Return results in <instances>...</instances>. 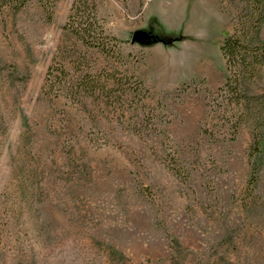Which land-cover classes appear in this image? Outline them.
Listing matches in <instances>:
<instances>
[{
	"label": "rangeland",
	"instance_id": "rangeland-1",
	"mask_svg": "<svg viewBox=\"0 0 264 264\" xmlns=\"http://www.w3.org/2000/svg\"><path fill=\"white\" fill-rule=\"evenodd\" d=\"M248 1L99 0L115 54L65 76L74 0L0 8V264H264V156L251 200L252 129L217 93Z\"/></svg>",
	"mask_w": 264,
	"mask_h": 264
},
{
	"label": "trees",
	"instance_id": "trees-1",
	"mask_svg": "<svg viewBox=\"0 0 264 264\" xmlns=\"http://www.w3.org/2000/svg\"><path fill=\"white\" fill-rule=\"evenodd\" d=\"M31 0H0V8L8 9L13 14L20 12ZM49 14L57 0H36ZM99 0H74L71 5L68 22L63 26L64 37L70 36L75 40L67 51L60 72L67 74L66 65L70 64L78 47L94 50L105 56L115 54V40L105 33L102 25H98L97 4ZM255 10L245 20L236 25L233 32L228 34L220 46L224 60L226 79L218 89L223 105L234 110V115L241 122L249 124L252 129L248 162L251 166L249 179L246 184L248 196L254 198L255 186L264 156V40L261 38V24L264 22V0L246 2ZM261 6V7H260ZM67 49V47H65ZM110 51V53H109ZM80 54V53H79ZM84 71L75 80L70 81L71 89H81L94 94L97 83ZM109 82V81H107ZM140 84V83H139ZM99 91L107 90L106 85H99ZM222 112V109H221ZM226 112V111H223ZM235 126V127H238ZM251 202L249 201V204Z\"/></svg>",
	"mask_w": 264,
	"mask_h": 264
}]
</instances>
